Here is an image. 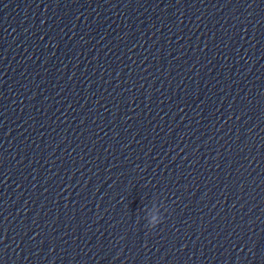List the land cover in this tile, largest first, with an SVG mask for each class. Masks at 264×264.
<instances>
[{"label": "water", "instance_id": "obj_1", "mask_svg": "<svg viewBox=\"0 0 264 264\" xmlns=\"http://www.w3.org/2000/svg\"><path fill=\"white\" fill-rule=\"evenodd\" d=\"M0 264H264V0H0Z\"/></svg>", "mask_w": 264, "mask_h": 264}, {"label": "clouds", "instance_id": "obj_2", "mask_svg": "<svg viewBox=\"0 0 264 264\" xmlns=\"http://www.w3.org/2000/svg\"><path fill=\"white\" fill-rule=\"evenodd\" d=\"M160 223H162V222H160ZM160 223H159V224H160ZM159 224H158V225H159ZM156 227H157V225H156V224H154V225H153V229H155Z\"/></svg>", "mask_w": 264, "mask_h": 264}]
</instances>
